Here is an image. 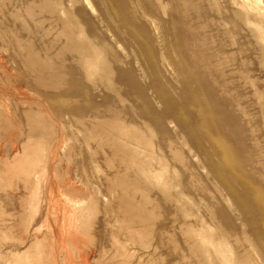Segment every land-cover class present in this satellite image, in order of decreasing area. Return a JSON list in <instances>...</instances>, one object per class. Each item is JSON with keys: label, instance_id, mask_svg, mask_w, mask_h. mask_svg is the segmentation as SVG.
I'll use <instances>...</instances> for the list:
<instances>
[{"label": "rangeland", "instance_id": "obj_1", "mask_svg": "<svg viewBox=\"0 0 264 264\" xmlns=\"http://www.w3.org/2000/svg\"><path fill=\"white\" fill-rule=\"evenodd\" d=\"M0 264H264V0H0Z\"/></svg>", "mask_w": 264, "mask_h": 264}]
</instances>
